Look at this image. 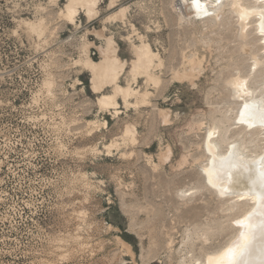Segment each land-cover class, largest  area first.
I'll use <instances>...</instances> for the list:
<instances>
[{"label":"rangeland","instance_id":"obj_1","mask_svg":"<svg viewBox=\"0 0 264 264\" xmlns=\"http://www.w3.org/2000/svg\"><path fill=\"white\" fill-rule=\"evenodd\" d=\"M67 1L0 0V264H193L242 209L204 184L205 134L260 146L232 118L237 73L264 57L257 35L229 0L202 22L175 0H93L70 24ZM142 45L159 85L133 80ZM102 52L122 61L120 86L148 94L143 108L99 106L79 60Z\"/></svg>","mask_w":264,"mask_h":264},{"label":"bare ground","instance_id":"obj_2","mask_svg":"<svg viewBox=\"0 0 264 264\" xmlns=\"http://www.w3.org/2000/svg\"><path fill=\"white\" fill-rule=\"evenodd\" d=\"M175 1L177 2L175 4L176 7L182 8L184 13L198 22L212 17H221L220 15L225 7V4H223L224 0H216L214 3H210L209 0H202L199 10L193 7L191 0ZM227 6L233 11L235 19L245 20L246 27L247 25L252 27L260 44V52L264 55V0H250L248 3L243 0H229ZM94 7L93 0H68L61 10L60 16L66 23L70 24L77 12L90 15ZM136 50L137 52L134 50L136 52L135 63L130 71L133 74V80L145 78L147 82L153 81L154 85H159V79H154L151 73L155 68L156 54L147 45H142ZM102 53L104 54L105 52ZM250 62L248 74L245 77H240L237 73L236 78H233V84L238 85L240 88V95L238 104H236L235 108L233 107L232 118L235 124L241 125L246 132L253 131L260 139V146L258 148H249L247 143L238 138H231L222 143L218 139H214L217 133V128L214 125L210 126L208 135L205 134L202 147L205 154L200 166L204 184L217 197H227L232 203H242V209L240 214L238 213L239 215L235 216L231 221L234 231L228 240L217 250L205 254L201 260H194L193 264H225L224 253L229 248H234L239 253L246 245L248 249L242 257V264H264V256H262V250H264V227H261V221H264V206L261 205L257 197L250 195L251 182L257 179V172L260 169H264V127L260 125L259 119L253 122L247 118H241V113L246 111L244 108L245 104L255 105L258 112L264 113V77L259 86L256 84L257 87L255 86V88L246 84L248 77L260 64L264 63V57L252 58ZM79 63L83 71L90 76L89 90L91 93L101 95L97 99V103L101 108L107 111L117 109L118 101L120 100L127 106H130V102L133 101V105L138 108H143L147 104L148 94H140L132 90L130 86L122 87L119 85L123 67L122 61L121 63L118 61L114 52L104 54L99 63L92 61L89 57L83 61L81 60V62L79 60ZM189 74L191 76L192 73ZM183 77L184 74L181 78ZM105 88H111L112 93L102 95L101 93ZM130 132H125L126 139H129ZM251 142L253 141L251 140ZM246 217H251L252 219L247 220L245 219ZM250 230L255 233L254 238L247 234Z\"/></svg>","mask_w":264,"mask_h":264},{"label":"snow or ice","instance_id":"obj_3","mask_svg":"<svg viewBox=\"0 0 264 264\" xmlns=\"http://www.w3.org/2000/svg\"><path fill=\"white\" fill-rule=\"evenodd\" d=\"M209 2L214 3L216 2V0H209ZM191 3L193 7L199 10L202 0H191ZM244 108L246 111L241 113L242 119L247 118L253 122L259 119L260 125L264 127V113L258 112L255 105L245 104ZM257 185H258V188H257ZM250 195L257 197L261 205L264 206V169H260L257 172V179L251 182ZM245 219L251 220L252 218L246 217ZM261 227H264V221H261ZM247 234L253 238L255 236V233L251 230ZM247 249H248V246L246 245L240 250L239 253H237L234 248H229L224 253L225 264H242V257L247 252ZM262 256H264V250H262Z\"/></svg>","mask_w":264,"mask_h":264}]
</instances>
